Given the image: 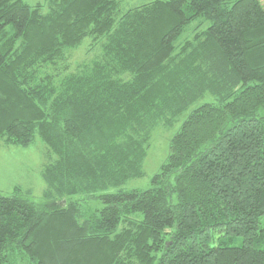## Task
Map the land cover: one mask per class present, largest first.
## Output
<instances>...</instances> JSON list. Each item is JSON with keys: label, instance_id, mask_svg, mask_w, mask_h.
<instances>
[{"label": "trees", "instance_id": "1", "mask_svg": "<svg viewBox=\"0 0 264 264\" xmlns=\"http://www.w3.org/2000/svg\"><path fill=\"white\" fill-rule=\"evenodd\" d=\"M262 1L0 0V141H41L54 205L0 193V264H264Z\"/></svg>", "mask_w": 264, "mask_h": 264}, {"label": "rangeland", "instance_id": "2", "mask_svg": "<svg viewBox=\"0 0 264 264\" xmlns=\"http://www.w3.org/2000/svg\"><path fill=\"white\" fill-rule=\"evenodd\" d=\"M31 6L42 3L43 0H22ZM121 7L132 9L141 5L153 2L155 0H119ZM264 4V0L262 1ZM192 26L188 27L180 40L188 37ZM99 53L98 48L89 49L86 42L80 48L72 51L69 55L68 67L74 72L76 67L91 61ZM176 126L171 131L163 129L156 130L149 144L147 158L144 161V178L130 181L125 188H148L151 178L157 173L160 165L166 160L168 153V144L171 136L176 131ZM47 164L46 147L40 140H35L26 147L12 146L0 141V193L10 195L14 188L27 193L30 191L28 200L39 208L51 209L53 204L43 198L45 183L42 178V172Z\"/></svg>", "mask_w": 264, "mask_h": 264}]
</instances>
